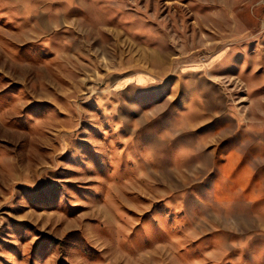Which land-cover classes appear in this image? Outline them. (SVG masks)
I'll return each mask as SVG.
<instances>
[{
    "label": "rangeland",
    "instance_id": "1",
    "mask_svg": "<svg viewBox=\"0 0 264 264\" xmlns=\"http://www.w3.org/2000/svg\"><path fill=\"white\" fill-rule=\"evenodd\" d=\"M0 264H264V0H0Z\"/></svg>",
    "mask_w": 264,
    "mask_h": 264
}]
</instances>
